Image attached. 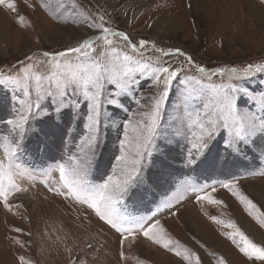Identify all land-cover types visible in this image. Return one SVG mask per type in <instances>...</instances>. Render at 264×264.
<instances>
[{
  "label": "rangeland",
  "instance_id": "rangeland-1",
  "mask_svg": "<svg viewBox=\"0 0 264 264\" xmlns=\"http://www.w3.org/2000/svg\"><path fill=\"white\" fill-rule=\"evenodd\" d=\"M8 2L16 5V12L7 9ZM20 16L24 17L23 25L19 23ZM101 23L114 31L127 33L134 43L148 42L146 49H140L144 53L142 58L129 53L134 59H142L152 67L170 66L179 73L161 117L164 135L157 140L158 148L169 155L171 167L158 183L146 191L141 189L137 197L127 198L122 210L136 217L158 212L156 218L168 235L196 253L201 264H218L219 257H223L226 264H264V261L248 260L226 235H222L231 229L210 219L215 216L233 221L249 239L264 246V228L247 214L230 192L220 187L221 182L235 181L239 190L264 214V175H261L264 173V147L258 142L256 146H242L239 154L230 153L224 147L227 132L222 130L213 141L215 153L208 159L201 157L199 166L186 168L184 156L189 145L183 135L187 131V118L180 103L184 87L181 81L185 75L207 80L200 77L183 56H162L158 51L179 49L191 56L194 64L209 70L235 69L238 78L232 83L243 85L249 93L259 97L264 93V72L244 77L243 71L250 64H264V0H5V4L0 5V74H3L0 118L10 117L13 105L19 106L13 97L20 98L21 93L18 89L13 91L14 85L7 78L13 81L22 78L21 61L36 66L33 70L45 76L42 83L47 89L55 77V70L42 53L63 51L83 39L99 35V29L89 25ZM110 38L114 39L118 51L128 52L123 41ZM97 43L102 46V42ZM100 50L98 47L97 51ZM26 56H31L32 60H26ZM18 69H21L19 74ZM229 75L212 79L217 84L228 83ZM107 87L115 91L114 86ZM154 94L151 80L140 77L134 95L121 97L128 112H115L112 106H106V110L113 119L118 118L119 113L131 118V113L147 110L140 109L135 100ZM35 98L33 90L32 99ZM141 102L149 103L147 99ZM193 103L199 104V101ZM41 107L48 112L54 111L50 97L41 101ZM237 107L240 113L264 115L259 104L249 96H238ZM81 108H84L83 102ZM110 127L102 125L103 143L89 173L93 183H102L110 174L114 155L118 154L122 130L118 138L117 131L105 133ZM177 130L181 135H176ZM82 131L83 123L75 121L67 124L62 137L57 135L50 139L47 148L42 144L38 147L31 134L24 142L25 147L16 160L24 173L15 177L20 191L9 195L11 211L0 203V264H21V258L25 264H186L143 237L134 244H125L126 259L121 260L119 235L113 229L100 221L87 205L49 190L66 191L61 186L58 165L66 163L69 154L79 155L76 145ZM6 134V130L0 132V144ZM72 144L75 145L73 150L70 149ZM26 153L36 154L37 166L33 170L25 163ZM158 156L159 152L154 150L153 156L148 158L151 171H156L151 168V162ZM205 156H208L207 150ZM3 159L0 148V160ZM189 186L195 190L186 191ZM201 188L223 203H198L196 197L201 194ZM178 197L181 198L179 204L176 203ZM166 204L175 207H166ZM16 228L21 231H13Z\"/></svg>",
  "mask_w": 264,
  "mask_h": 264
},
{
  "label": "snow or ice",
  "instance_id": "snow-or-ice-1",
  "mask_svg": "<svg viewBox=\"0 0 264 264\" xmlns=\"http://www.w3.org/2000/svg\"><path fill=\"white\" fill-rule=\"evenodd\" d=\"M4 4L5 0H0V5ZM6 7L13 12L17 11L12 2H8ZM100 20L103 22L104 17L101 16ZM19 23L24 24L23 16L19 17ZM89 27L98 28L100 34L83 39L63 51L42 53L46 62L55 70V77L50 80L47 89L42 83L45 76L33 70L35 65L30 66L23 61L22 78L15 81L11 77L7 78V81L14 85L13 91L18 89L21 97H13L19 106L13 105L10 117L0 118V125L6 126L7 132L0 144L4 156V159L0 160V203L5 209L12 210L9 195L20 191L15 177L24 175L16 160L29 135H33L38 147L42 144L47 148L50 139L57 135L63 136L68 123L81 121L83 131L76 145L79 155L69 154L67 162L58 165L61 186L66 191L49 190L58 196H65L79 204L87 205L100 221L113 229L119 235L118 255L121 260L126 259L123 251L125 244H134L139 237H143L181 258L186 264H201L196 253L168 235L161 221L156 218L158 212L146 217H136L122 210L127 198L137 197L141 194V189L146 191L152 184L158 183L171 167L169 155L158 148L157 140L162 139L164 135L161 131V117L173 81L178 79L179 73L170 66L152 67L129 54H138L142 58L144 53L140 52V49L147 48V41L134 43L127 33L114 31L103 23L90 24ZM110 37L123 41L128 52L118 51L114 39ZM97 42H102V46ZM98 47L101 48L99 52ZM158 51L162 56H183L187 64L207 80L205 82L196 76L185 75L181 81L184 87L181 90L180 103L184 106L187 118V131L183 135L189 145L184 156L186 168L199 166L202 163L201 157L208 159L215 153L216 146L213 141L222 130L227 132L224 147L230 153L239 154L243 151L242 146H256L258 142L264 147V115L240 113L237 107L238 96H249L264 112V93L257 97L249 93L243 85L232 83L233 79L238 78L235 69L209 70L194 64L192 57L186 56L179 49ZM26 60L31 61L32 57L26 56ZM20 71L21 69L17 70L18 74ZM253 72H264V64H250L244 69L243 76H250ZM226 73H230L228 83L217 84L213 81L214 76L223 78ZM140 77L151 80L155 94L136 99L135 103L139 108L147 110L131 113V118L126 117L125 122L118 123L106 110V106H112L115 112H128L129 109L125 107L121 97L134 95ZM2 78L3 74H0V79ZM108 85L114 86L115 91H109ZM33 90L35 100L32 99ZM47 97L51 98L53 112L45 111L41 107V101ZM143 99H147L149 103L145 105L141 102ZM196 100L199 104L193 103ZM81 102L84 104L83 109ZM102 125L105 128L111 126L117 129L118 138L122 130V139H119L118 154L114 155L110 174L106 175L102 183L97 184L89 179V173L103 143ZM176 135H181V132L177 130ZM154 150L159 152V156L151 162V168L156 171H151L147 161L153 156ZM206 150L208 156H205ZM220 187L230 192L244 206L247 214L264 228V214H261L257 205L239 190L235 181L221 182ZM185 190L195 189L189 186ZM212 191H216L215 187ZM200 193L196 197L198 203H223L214 199L203 188ZM180 201L181 198L178 197L176 203L179 204ZM165 206L175 207L174 204ZM210 219L215 224L231 229L222 235H226L248 260L264 261V246L249 239L235 222L215 216ZM13 231L21 230L16 228ZM16 242L20 243L18 240ZM21 264H25L23 258ZM218 264H226L223 257L218 258Z\"/></svg>",
  "mask_w": 264,
  "mask_h": 264
},
{
  "label": "trees",
  "instance_id": "trees-1",
  "mask_svg": "<svg viewBox=\"0 0 264 264\" xmlns=\"http://www.w3.org/2000/svg\"><path fill=\"white\" fill-rule=\"evenodd\" d=\"M126 106L129 108V107H131L130 105H128V104H126ZM120 115H123V114H120L119 113V117L118 118H116L115 120L118 122V123H123V122H125V119H126V115H123V116H125V117H123V116H120ZM8 116V115H7ZM7 116H5V117H7ZM37 127V130L39 129V125H37L36 126ZM6 130V126H4V125H0V132L2 133L3 131H5ZM117 131V129H114V128H112V127H110L109 129H107L106 131H105V133H111V132H116ZM102 133H104V132H102ZM35 140V139H34ZM49 144V143H48ZM51 144V143H50ZM75 148V145L74 144H72L71 146H70V149L71 150H73ZM111 150H112V147H111ZM111 150H110V152H111ZM99 152H102V151H99ZM103 153V152H102ZM112 154V153H111ZM37 159H36V154L34 153V154H29V153H26V158H25V163L29 166V168H31L32 170L37 166V161H36Z\"/></svg>",
  "mask_w": 264,
  "mask_h": 264
}]
</instances>
